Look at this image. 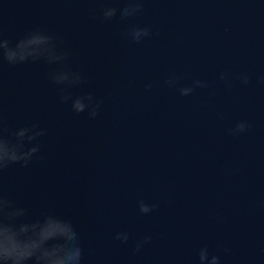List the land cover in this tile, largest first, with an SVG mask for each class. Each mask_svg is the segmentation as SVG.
<instances>
[{
  "label": "water",
  "instance_id": "obj_1",
  "mask_svg": "<svg viewBox=\"0 0 264 264\" xmlns=\"http://www.w3.org/2000/svg\"><path fill=\"white\" fill-rule=\"evenodd\" d=\"M102 6L125 0H0L6 38L37 25L62 34L87 79L69 91L102 101L95 118L77 114L48 81L57 66L3 65L7 127L47 129L43 159L8 169L5 188L32 215L71 220L84 264H198L205 246L221 264H264V0H144L110 21ZM132 27L152 35L134 42ZM172 74L209 87L182 96L165 84ZM241 121L248 130L230 135ZM141 200L156 208L140 213Z\"/></svg>",
  "mask_w": 264,
  "mask_h": 264
},
{
  "label": "clouds",
  "instance_id": "obj_2",
  "mask_svg": "<svg viewBox=\"0 0 264 264\" xmlns=\"http://www.w3.org/2000/svg\"><path fill=\"white\" fill-rule=\"evenodd\" d=\"M104 4L105 0H101ZM144 0H125L123 8L102 6L100 13L105 21L117 16L127 20L143 11ZM126 35L134 42L149 38L152 33L147 27H132ZM70 50L66 47V38L59 33H50L37 25L14 43L6 38L0 27V68L18 66L26 63L43 62L57 66L47 73L48 81L57 87L61 103H69L71 110L77 114L88 112L95 118L102 101L92 93L73 96L71 88L87 83L84 69H74L69 64ZM231 74L221 73L220 79L228 86ZM180 77L172 74L165 81L171 88H176L180 95L188 96L196 88L209 87L207 81L194 80L191 85L180 86ZM247 85V74L236 77ZM148 88L151 85L147 86ZM247 122H238L228 130L230 135H237L248 130ZM47 135V129L38 123L10 130L7 127L2 109H0V264H84L85 249L81 237L71 220L61 218L53 208L43 209L38 215H32L30 208L21 203L4 186V176L12 166L29 168L36 160H42L40 138ZM142 214H150L156 205L143 200L138 202ZM115 239L126 243L127 232H118ZM151 235L136 243L135 250L140 251L143 244L151 241ZM198 264H221L220 257L211 255L208 248L202 247L198 252Z\"/></svg>",
  "mask_w": 264,
  "mask_h": 264
}]
</instances>
